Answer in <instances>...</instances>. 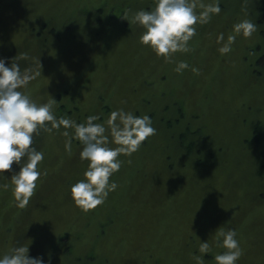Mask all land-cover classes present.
<instances>
[{
    "label": "rangeland",
    "instance_id": "1",
    "mask_svg": "<svg viewBox=\"0 0 264 264\" xmlns=\"http://www.w3.org/2000/svg\"><path fill=\"white\" fill-rule=\"evenodd\" d=\"M261 1L220 0L222 11L195 26L189 50L165 60L140 41L145 28L132 19L155 0H0V58L10 65L27 53L21 69L39 73L22 91L37 103L54 97L57 117L86 123L98 115L109 129L110 112L124 108L150 115L156 128L131 155H119L110 177L117 188L87 211L71 195L85 179L83 144L71 137L69 151L63 126L34 133L44 159L28 205L19 207L12 191L20 164L0 175L9 185L0 186V255L26 244L46 264H197L193 254L216 264L224 249L214 234L223 225L237 230L238 264H264ZM245 18L257 29L221 53L218 34L227 39ZM181 60L189 67L177 72ZM200 239L209 252H199Z\"/></svg>",
    "mask_w": 264,
    "mask_h": 264
},
{
    "label": "clouds",
    "instance_id": "2",
    "mask_svg": "<svg viewBox=\"0 0 264 264\" xmlns=\"http://www.w3.org/2000/svg\"><path fill=\"white\" fill-rule=\"evenodd\" d=\"M197 7L201 10L197 11ZM221 11L220 0L201 2L199 5L196 0H155L153 8L136 11L132 19L145 28L140 41L150 46L158 56L170 60L173 53L189 50V41L197 32L195 26L198 23L208 22L213 14ZM257 27L256 22L250 18L234 23L233 34H229L227 39L223 32L218 34L219 51L230 52L237 34L250 36ZM20 56H27V53H19L10 65L6 63L7 58H0V175L4 176L5 170L12 169L14 162L20 164L19 171L14 172L10 179L12 191L19 207L28 205L36 190L38 178L42 175L38 165L44 159V152L33 143L34 133L41 128L51 132L63 126V134L70 137L66 148L70 151L71 137L77 138L83 144L80 157L88 161L85 179L71 185L72 198L83 210L94 209L105 201L110 191L117 188V182L110 180V177L123 163L119 155H131L156 132L152 117L148 114H135L124 108L114 109L106 120L109 129H106L105 122L98 115H88L86 123L77 122L69 115L57 117L52 111L53 104L57 102L54 97L51 96L45 103H37L21 90L39 73L33 72L31 68L22 70L18 62ZM188 67V62L181 60L175 70L181 72ZM192 70L199 71L196 67ZM68 129L74 131L70 133ZM109 130L115 147L109 144L110 137L106 134ZM0 186L9 187L8 184ZM214 235L224 249L215 254L216 264H238L243 249L237 230L222 225ZM209 251V240L200 239L199 252ZM193 255L197 264H203L204 256ZM0 264H46V261L39 256H30L29 245L20 244L0 255Z\"/></svg>",
    "mask_w": 264,
    "mask_h": 264
},
{
    "label": "trees",
    "instance_id": "3",
    "mask_svg": "<svg viewBox=\"0 0 264 264\" xmlns=\"http://www.w3.org/2000/svg\"><path fill=\"white\" fill-rule=\"evenodd\" d=\"M261 6H260V11H262V13L264 12V0H262L261 1ZM262 28V27H261ZM262 33L264 34V30L262 29ZM258 53H259V55H261L262 54V56L261 57H259L258 56V65L260 66V67H263L264 66V63H261V62H264V50L263 51H258ZM256 67H257V65H256Z\"/></svg>",
    "mask_w": 264,
    "mask_h": 264
}]
</instances>
